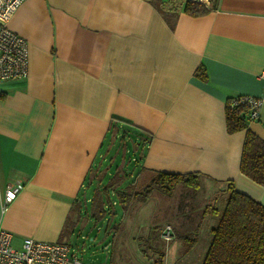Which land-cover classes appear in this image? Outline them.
<instances>
[{
  "label": "crops",
  "instance_id": "crops-1",
  "mask_svg": "<svg viewBox=\"0 0 264 264\" xmlns=\"http://www.w3.org/2000/svg\"><path fill=\"white\" fill-rule=\"evenodd\" d=\"M186 1L25 0L13 13L8 28L27 41L29 68L0 82V229L12 247L25 238L66 242L82 264L184 262L196 232L187 231L196 242L182 253L175 235L186 231L169 226L166 253L152 260V245L139 253L135 216L149 215L154 232L155 211L133 209L136 225L123 227L128 212L108 204L156 173H197L222 200L231 183L264 205V186L239 169L246 130L229 133L225 122L229 98L260 99L247 129L264 141V0H200L207 12L198 16L183 11ZM123 130L141 153L124 165L129 182L119 169L106 176L100 160ZM9 185L18 193L2 211Z\"/></svg>",
  "mask_w": 264,
  "mask_h": 264
},
{
  "label": "trees",
  "instance_id": "trees-1",
  "mask_svg": "<svg viewBox=\"0 0 264 264\" xmlns=\"http://www.w3.org/2000/svg\"><path fill=\"white\" fill-rule=\"evenodd\" d=\"M183 11L198 16L205 14L207 8L202 3L188 0ZM197 73L201 78H205L203 69L199 68ZM233 98H229L226 102L225 122L229 133L246 130L239 165L240 172L264 186V141L247 129L250 121L246 105L236 104L231 107ZM118 180L117 176L111 178L107 183V189L115 188ZM178 183L196 190L199 187V175L156 173L141 192L130 194L128 191H116V196L124 209L131 199L145 202L151 195L152 188L168 195ZM226 191L227 196L223 200L222 211L218 212L217 209L210 211L217 217V221L210 229V243L201 264H264V205L235 190L231 183L227 185ZM206 214L207 211H204L203 215ZM175 236L182 244V253L188 252L196 242L195 234L178 233ZM160 257L162 258L163 254H160Z\"/></svg>",
  "mask_w": 264,
  "mask_h": 264
},
{
  "label": "rangeland",
  "instance_id": "rangeland-1",
  "mask_svg": "<svg viewBox=\"0 0 264 264\" xmlns=\"http://www.w3.org/2000/svg\"><path fill=\"white\" fill-rule=\"evenodd\" d=\"M123 131L124 133H122V135L115 137L114 141L111 142V151L104 153L100 157V160L104 161L103 166L107 167L106 176L110 177L114 174V172H116L117 169H119L121 175H123L127 182H129L131 172L126 170L125 166L136 161V157H133V155L131 154H134V152H136L137 156H139L141 155V153L137 151V146L133 149L134 139L137 138L133 135V132H130L129 130ZM121 162L122 165L120 166V168H118ZM104 167H102V169H104ZM106 179L108 180L109 178ZM106 179L102 181L103 185L106 183ZM144 187V184H140L135 188H132V192H141ZM217 188L218 187L210 184H199V187L196 190H192L189 189V187H185L182 183H178L175 185L171 193L168 195L164 194L165 196H162V193L158 192L156 188H152V191L150 193L151 197L148 199V201H129L128 204L125 205L126 207L124 209L116 194L115 196H111V198H109L108 204L111 208L116 209L117 212H119V209L126 210V212H128L127 216L124 217V221L121 222L123 223V227L125 223H129V225H136L137 221L132 220L130 222L128 219L130 217V211H132L133 209L140 208V210L143 211H146L147 209L155 211V213L151 214L150 217L154 219V221L151 222L152 225L159 224L154 232L150 231L148 233V228L146 229V223L149 215L143 214L139 217L135 216L139 219V223L137 225H139V229L143 231L142 235L144 236L143 238H141V240L138 239V242H136V244H138V248L140 250L139 253L141 255L142 253L145 254L146 252L148 254L147 244H149L150 246L152 245L154 248V251H150L152 260H156L159 254L166 253L167 245L169 244L167 243L168 241H164L162 239L160 234H162V230H164L167 224H169L168 226L174 225V228L177 227L176 229L183 227L186 231V234H189L187 233V231H193L196 232L195 234H198L197 245L189 254V258L187 260H184V262H178L177 264H201L202 258L208 247L207 244H209L208 240L211 239L209 227L213 226L217 221V217H215L210 211L212 209H217L218 212H221L223 208V200L221 198L222 195H220L222 193ZM112 202L114 203L112 204ZM204 211H207L206 215H203ZM162 212L167 217L166 222L163 220ZM165 212H167L168 215ZM125 228L126 231H133V229H131V226L125 225ZM123 248H127L125 242H123ZM168 250L170 257H173L175 250L171 248V245Z\"/></svg>",
  "mask_w": 264,
  "mask_h": 264
},
{
  "label": "built area",
  "instance_id": "built-area-1",
  "mask_svg": "<svg viewBox=\"0 0 264 264\" xmlns=\"http://www.w3.org/2000/svg\"><path fill=\"white\" fill-rule=\"evenodd\" d=\"M24 1L0 0V82L19 80L28 73V43L8 28L11 16ZM233 99L231 107L244 104L249 121L258 119L260 99L249 95H238ZM17 193L18 187L13 185L5 189L2 211L15 199ZM161 237L164 241L172 238L169 226L164 228ZM10 240V234L0 229V264H82L76 250L66 242H43L25 238L19 248H14Z\"/></svg>",
  "mask_w": 264,
  "mask_h": 264
}]
</instances>
